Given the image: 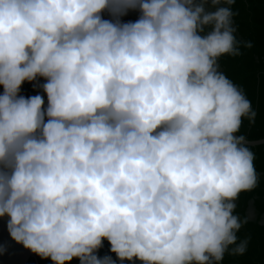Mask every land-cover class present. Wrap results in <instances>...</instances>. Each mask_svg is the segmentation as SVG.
Here are the masks:
<instances>
[{"label":"clouds","instance_id":"9594fccd","mask_svg":"<svg viewBox=\"0 0 264 264\" xmlns=\"http://www.w3.org/2000/svg\"><path fill=\"white\" fill-rule=\"evenodd\" d=\"M234 3L0 0V217L15 242L53 264L245 253L234 201L259 177L234 134L256 113L218 70L242 54Z\"/></svg>","mask_w":264,"mask_h":264},{"label":"trees","instance_id":"16d2710c","mask_svg":"<svg viewBox=\"0 0 264 264\" xmlns=\"http://www.w3.org/2000/svg\"><path fill=\"white\" fill-rule=\"evenodd\" d=\"M225 4V3H224ZM226 7L229 5L225 4ZM233 10L232 21L234 23V36L240 41V56L224 54L218 58L220 72L224 73L232 82L243 91L247 99L251 101L252 109L256 113L254 123L243 120L240 132L248 140L264 138V0H235L231 5ZM203 35V33H202ZM248 41L252 42V48H245L243 45ZM43 83V78L40 79ZM3 86L0 85V93ZM46 94L42 89H34L31 83L25 82L21 88V95L32 96ZM255 154L254 166L259 177L258 185L252 191L241 192L238 197L237 207L234 214L241 219L246 217L245 211L253 201L258 218L248 220L243 224L237 233V243L247 241V250L243 255H230L226 252L220 264H264V144L250 146ZM247 218V217H246ZM110 244L104 240V246L99 250L98 255H111L116 259L115 253L109 252ZM29 264H53L49 259H42L35 254L30 258ZM69 264H80L77 258H73ZM117 264L120 261L117 260ZM124 264H130L125 260ZM140 264L142 262L140 261Z\"/></svg>","mask_w":264,"mask_h":264},{"label":"water","instance_id":"95a60500","mask_svg":"<svg viewBox=\"0 0 264 264\" xmlns=\"http://www.w3.org/2000/svg\"><path fill=\"white\" fill-rule=\"evenodd\" d=\"M234 135H238L235 133ZM248 146H259L264 144V138L256 140L246 139ZM9 217H0V246L4 251L0 254V264H29L30 258L34 255L22 244L15 242L7 230V220ZM139 264V260L136 261Z\"/></svg>","mask_w":264,"mask_h":264},{"label":"flooded vegetation","instance_id":"af4514ba","mask_svg":"<svg viewBox=\"0 0 264 264\" xmlns=\"http://www.w3.org/2000/svg\"><path fill=\"white\" fill-rule=\"evenodd\" d=\"M204 7H205L206 11L214 12V11H216L217 7H226V6H225L224 3H221V4L217 5V6H212L210 3H206L204 5ZM104 18L105 19H109L110 17L108 16L107 13H104ZM137 18H138V13L135 12V11H130L127 16L122 17V20L125 21V22H127L129 20L135 21ZM231 26L235 29L233 21L231 23ZM210 30H211V26L206 27L205 33H203V35L206 34ZM218 70H220V68ZM234 202L237 205L238 198ZM250 209L252 210V213L254 214V217L252 215H250V211H249ZM245 215H246L248 220H254V219L258 218V214H257L256 209L254 207L253 201H250V204H249V206L247 207V209L245 211ZM261 221H262V223H264V218L263 217H261ZM139 264H140V261H139Z\"/></svg>","mask_w":264,"mask_h":264},{"label":"rangeland","instance_id":"374dc122","mask_svg":"<svg viewBox=\"0 0 264 264\" xmlns=\"http://www.w3.org/2000/svg\"><path fill=\"white\" fill-rule=\"evenodd\" d=\"M209 12H212V11H209ZM249 211H250V215H252L254 217V214L252 213V210L250 209Z\"/></svg>","mask_w":264,"mask_h":264}]
</instances>
